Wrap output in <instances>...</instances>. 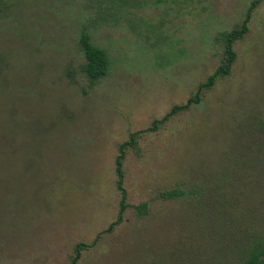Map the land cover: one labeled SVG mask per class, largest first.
I'll use <instances>...</instances> for the list:
<instances>
[{
  "label": "rangeland",
  "instance_id": "1",
  "mask_svg": "<svg viewBox=\"0 0 264 264\" xmlns=\"http://www.w3.org/2000/svg\"><path fill=\"white\" fill-rule=\"evenodd\" d=\"M123 1L0 0V264H69L78 243L76 264H229L222 223L264 239V0L230 73L126 148L105 231L118 144L186 104L252 0ZM82 30L108 58L93 86Z\"/></svg>",
  "mask_w": 264,
  "mask_h": 264
},
{
  "label": "trees",
  "instance_id": "2",
  "mask_svg": "<svg viewBox=\"0 0 264 264\" xmlns=\"http://www.w3.org/2000/svg\"><path fill=\"white\" fill-rule=\"evenodd\" d=\"M135 4H143L145 0H134ZM160 0H154V2H159ZM260 0H252L247 8L244 19L240 24L231 29L228 32H223L218 38L223 44L222 55L220 62L216 67L215 71L208 75L206 80L199 83L195 92L187 100L184 105H173L170 110L161 118L152 121L151 126L147 129L137 130L130 132L128 138L119 143L117 146V155L115 156V174H116V188L120 193L119 208L117 212L116 219L111 222L106 232L112 231L114 226L119 224L122 219V214L124 209L127 207L126 204V190L123 186V160L125 157V150L127 147L136 148L137 147V137L145 131H154L159 126H161L165 121H167L173 114L187 110L190 105L198 103L202 92L208 90L212 87L215 79L218 76H225L230 73L232 64L236 59V51L234 49V44L237 40L241 39L248 30V21L252 14L253 9L259 4ZM116 7H123V0H109ZM79 47L84 57L83 63V73L88 80L90 86L96 84L107 72L108 68V58L106 52L97 46H95L91 41L87 31L82 30L79 37ZM181 195V191L178 189H170L163 192L164 198H171ZM145 203H140L137 206L138 210H145ZM221 227L231 228L228 231H233L231 233L230 246L232 249L236 250L235 257L229 264H264V239H262L258 234H251L248 231L243 230L241 227L236 225L229 226L226 223H222ZM98 234L97 236H99ZM238 235L240 237H238ZM229 241V238H227ZM87 248L83 243H78L73 248V255L70 258L69 264H76L81 251Z\"/></svg>",
  "mask_w": 264,
  "mask_h": 264
}]
</instances>
